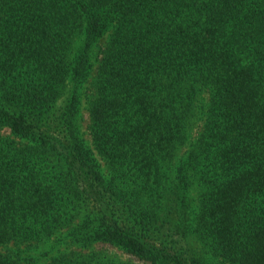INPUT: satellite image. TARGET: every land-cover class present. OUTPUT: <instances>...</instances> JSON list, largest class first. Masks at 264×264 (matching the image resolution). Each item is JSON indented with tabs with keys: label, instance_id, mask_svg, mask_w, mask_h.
<instances>
[{
	"label": "trees",
	"instance_id": "1",
	"mask_svg": "<svg viewBox=\"0 0 264 264\" xmlns=\"http://www.w3.org/2000/svg\"><path fill=\"white\" fill-rule=\"evenodd\" d=\"M4 128L0 264H264V0H0Z\"/></svg>",
	"mask_w": 264,
	"mask_h": 264
},
{
	"label": "rangeland",
	"instance_id": "2",
	"mask_svg": "<svg viewBox=\"0 0 264 264\" xmlns=\"http://www.w3.org/2000/svg\"><path fill=\"white\" fill-rule=\"evenodd\" d=\"M81 113H82V116L80 120V128H81L82 136L87 146L91 147L92 145H91V140L89 139V130L87 129L89 119H88V114L86 111L84 100L82 102ZM0 136H10V131L6 128L0 129ZM95 248L97 250L104 252L107 256L115 258L121 262H130V261L136 262L134 259L130 258L128 255L124 254L120 250L115 249L111 246L97 245L95 246Z\"/></svg>",
	"mask_w": 264,
	"mask_h": 264
}]
</instances>
